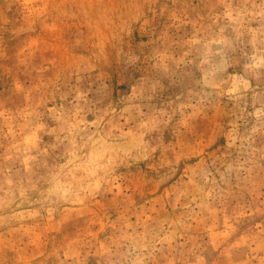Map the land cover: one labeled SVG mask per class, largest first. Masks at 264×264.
I'll use <instances>...</instances> for the list:
<instances>
[{"label": "rangeland", "instance_id": "374dc122", "mask_svg": "<svg viewBox=\"0 0 264 264\" xmlns=\"http://www.w3.org/2000/svg\"><path fill=\"white\" fill-rule=\"evenodd\" d=\"M0 264H264V0H0Z\"/></svg>", "mask_w": 264, "mask_h": 264}]
</instances>
